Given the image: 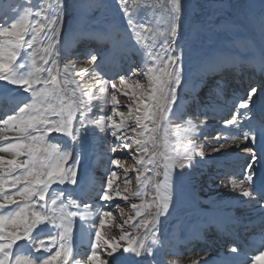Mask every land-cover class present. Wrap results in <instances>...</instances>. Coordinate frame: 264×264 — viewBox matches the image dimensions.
<instances>
[{"label":"snow or ice","instance_id":"snow-or-ice-1","mask_svg":"<svg viewBox=\"0 0 264 264\" xmlns=\"http://www.w3.org/2000/svg\"><path fill=\"white\" fill-rule=\"evenodd\" d=\"M184 3L185 0H131V3L129 0H117L131 30V38L135 39L144 54L146 70L133 75H143L149 80V88L139 92V99L134 101L135 107L132 104L127 106V116L118 111L119 89L111 81L99 78V95L95 96L90 89L83 91L70 87L78 83L73 77L84 75L89 72L88 68L73 73L69 71L72 61L64 63L62 70L59 68L57 49L61 42L64 0L42 3L36 10L10 7L8 11L11 15L5 14L11 23L10 26L0 25V81L18 86L29 95L22 97L13 114L0 120V141L4 142L0 152L11 155V158L0 155V264H122L119 255L123 253H133L137 257L153 255L154 246L161 243L158 238L161 217L169 213L173 201V173L177 168H186L188 165L183 161H191L197 150L191 137L197 135L198 130L191 120L187 121L188 127L177 129L180 133L179 147L170 145L165 139L162 149L158 150L160 145L155 135L160 127L168 124L170 114L175 115L173 106L178 99L177 89L182 85L184 53L178 48V42L182 38ZM139 9L147 11L138 20L135 12ZM148 12L156 19L152 27L149 23L153 16ZM178 50L180 54L176 55ZM38 53H41L39 62ZM96 60V56L91 57V61ZM260 61L264 67V51L260 53ZM119 80L120 84L133 87L125 76H120ZM109 84L112 87L110 94ZM135 87L142 88L139 80L135 81ZM256 93L257 88H251L247 98L239 102L237 112L241 109L248 111ZM124 95L131 98L137 93L126 92ZM96 99L103 100L105 105L110 104L112 115L90 119L92 101ZM114 116L120 118L119 122ZM129 121L134 125L130 128L134 133L132 137L126 135ZM89 123L101 126V131L110 130L118 140L131 139L135 151L140 154L137 161L140 168L136 176L139 188L131 196L140 199V203L133 204L132 208L136 209V217L142 218L135 225L137 231L134 234L124 232L119 240L102 239L101 236L104 218L111 216V212L100 214L98 226L91 222L90 206H81L82 199L90 198L89 193L81 192L78 198H73L72 193L66 195L64 191L53 190L50 193L53 185L77 184V169L74 164H68L72 151L50 142L51 134H62L77 141ZM239 123L240 118L233 114L231 119L224 120L223 126L228 128ZM6 130L16 135H4ZM258 135L264 138V124L258 132L251 128L245 131L243 142L255 146ZM223 139L235 142L239 138L224 136ZM227 146L220 144L213 151L219 152ZM123 147L127 149L130 145L123 143ZM246 150L247 173L239 183L233 184V190H238L242 197L251 198L253 169L258 156L252 148ZM199 155L203 156V153ZM259 158L264 159V154ZM111 163L120 165L119 160H112ZM116 175L113 171L108 177L101 200L108 202L114 196H121L119 190L112 191ZM150 193L152 199L146 201L144 196ZM261 196L264 198V190ZM122 198L128 200L129 196L123 195ZM77 218L81 222L82 235L95 234L86 260L73 259L72 238ZM261 225L264 231V220ZM255 243L257 247L264 248V236ZM102 247L109 259L101 258ZM231 251L237 254L231 264H244L237 249L232 248ZM259 256H264V251ZM259 256L252 257L253 262ZM192 264H208V261L201 259Z\"/></svg>","mask_w":264,"mask_h":264},{"label":"rangeland","instance_id":"rangeland-1","mask_svg":"<svg viewBox=\"0 0 264 264\" xmlns=\"http://www.w3.org/2000/svg\"><path fill=\"white\" fill-rule=\"evenodd\" d=\"M17 1L18 0H0V25L10 26L11 20L7 19L5 15L6 13L8 16L11 15L8 11L10 7H31L33 10H36L42 3L46 4L47 2H51V0H38V5L35 6L36 0H30V2L26 0V2L24 1L21 5H18ZM68 1L69 0H64L65 7L62 19L65 18ZM129 3H131V0H129ZM184 9L187 20L185 21L184 32L178 46L184 53L182 85L177 89L178 99L173 106L175 115L172 116L170 114L168 124L160 127L155 134L157 142L160 145L158 150L162 149L161 142H165V139H167L170 145L175 147L180 146V133L177 129L179 128L182 130L187 126L184 124L180 126V124L173 122V120L177 118L179 100L185 95V89L189 87L191 79L194 78L195 70L201 68L205 60L208 59L207 57L220 51L219 49L215 50L216 48L226 44H223L224 41L229 43L233 42L235 44L236 42L234 40L237 39L234 37L236 36L249 38L251 35L256 37L258 34H261L262 44L264 46V0H185ZM140 11L141 12L137 10L135 12V16L138 20L145 16L147 10L140 9ZM93 14H96L95 18L92 17ZM147 14L153 16V19L149 23V27H152L156 24L155 16L151 12ZM70 15L71 19L74 15V23L79 25V28L77 27L76 30L71 27V30H74L73 33H77V41H81L78 45L82 44L83 41L87 39L91 41L102 40L104 41L102 55L107 54V57L99 63H93L83 53L76 56L75 53L77 49H71L69 44H65V51L63 48L65 57H62L60 50V56L62 58H57L59 59V68L62 70L64 63L68 61H72L69 71L73 73H77L78 71L81 72L83 69L88 68L89 72L82 76L76 75L73 77L78 83L70 87H77L80 90L84 89L83 91L90 89L95 96L99 95L100 86L97 83L99 78L111 81V84H115L117 89H119L117 93V100L119 102L118 111L124 112L127 116L129 111L127 106L132 104L133 107H135L134 101L139 99V92L149 88V80L143 75H133L142 69L146 70L144 54L140 46L136 44L135 39L131 38V30L128 28L127 20L118 7L117 0H78L74 4ZM32 19H35V17H32ZM83 21L84 23H82ZM69 25L70 22L68 26L65 27V30L67 29L69 31ZM69 35L72 36L70 31ZM258 36L259 39H261L260 35ZM240 39L237 41L242 42V44H247L245 40ZM258 41V39L256 40L253 38L252 45L249 44V47L257 49V52L260 54L261 50L256 44ZM125 43L127 46H125ZM40 46H42V44ZM179 54L180 52L178 50L176 55ZM71 56L73 59H75L76 56V60H79V62L82 61V63L78 64L76 61L71 60ZM74 62H76L75 66L73 65ZM118 67L119 69H117ZM115 69L122 72L114 76L113 71ZM120 76H125L129 84L133 85V87L128 88L120 84ZM84 80L87 82L85 87L83 85ZM136 80H139L142 88L137 89L135 87ZM111 84L108 85L109 94L112 91ZM126 92L129 94L136 92L137 96L130 98V96L124 95ZM200 92L197 95H199ZM28 95L27 93V96ZM228 95L231 94L228 92ZM185 99L186 97L182 100V104L185 103ZM211 100H203V102L205 101L204 106ZM195 102L194 100L191 105L182 106H185L184 109L186 108L189 111L192 110L191 112L193 115L194 108H198L195 106H199ZM92 104L93 111L89 114L90 119H99L101 116L107 118V116L112 115L111 105H105L103 100H93ZM260 109L264 111V85L260 86L253 97V101L249 105L251 115L244 116L241 112L240 115L244 120H248L249 117L259 118L260 114H262L258 112ZM236 111L237 108L234 109V112ZM201 114L202 116H206V114ZM3 117L4 116H0V120L4 119ZM193 117L195 116L193 115ZM113 118L118 122L120 120L118 116H114ZM205 119H207V116ZM196 120L202 121L200 117ZM132 126H134L133 122L129 121V130L126 132V135L129 137L134 135V133L130 131ZM100 127L101 126L89 123L86 131L81 133L77 141H72L70 137L62 134L53 133L50 136V142L58 143L62 148H68L72 153H75L73 164L77 169V184H69L68 193H72L73 198L78 197V192L85 186L80 173L85 170L86 180H88L87 193L90 194V198L82 199L81 206H83V204H88L90 206L92 214L91 222L94 221L93 223L97 226L99 225L100 214L105 211L111 212V216L104 218L105 224L101 229V236L102 239L115 238L119 240L124 232L134 234L137 231L135 225L138 224L142 218L136 217V209L132 208L133 204L138 205L140 203V199L131 196V193L139 188L136 176L137 169L140 168V165L137 163L140 154L135 151V144L131 139L126 141L118 140L111 135L110 130L101 131ZM137 131H139V129ZM6 132L10 133L12 137H14V134L16 135V133L12 131L6 130ZM216 136L217 135L209 132L200 140L205 141L203 144L196 141V154L193 155L191 161H183L188 166L184 169L177 168L173 173V201L169 213L161 217L160 220L158 238L161 243L153 248V256L161 254L171 264H192L189 259L195 254H201L203 251V253L206 252V254L215 253L214 251L211 253L210 249V247H212L211 239L217 237V232L214 234L212 231L216 230L213 227V218L203 215L200 210H208L209 208H214L219 205L222 198L219 200L217 197H222L225 193L229 194L232 179H244V174L240 173L241 165L237 164L239 162L235 160L229 162L222 158L216 151H213V149L219 148L221 143L218 141L219 139H207L210 137L216 138ZM184 142L186 143V141ZM123 143H129L130 147L125 149ZM247 148H252L253 151H256L255 146L250 144L248 147H242L238 152L246 154L248 153L246 150ZM113 149H115V151H113ZM200 152L203 153V156L199 155ZM112 160H119L120 165H113L111 163ZM243 166L242 164V167ZM243 168L246 174V166ZM236 169L239 170L238 176H236ZM91 170L92 174L90 172ZM160 170L162 171V168ZM113 171H115L117 175L113 178L112 191L119 190L121 196H114L111 201L105 202L100 199V196L103 195V191L107 188L108 177ZM89 174H91V178H87ZM145 175H151V173H146ZM125 180L128 181L127 184H125ZM125 189H127V191H125ZM110 194H112V192H110ZM123 195H128L129 199L124 200L122 198ZM228 198L231 197L227 195L225 199ZM144 199L146 201L151 200L152 194L145 195ZM262 205L263 204H261V206ZM235 210L238 212L241 211L242 213L246 209L238 206ZM152 211H155V209H152ZM132 217H135V219H130ZM75 223L78 225V230L81 231V222L75 221ZM229 225L230 224L226 226L229 227ZM185 228L191 229V231L195 233L202 234V236L206 237L211 243L205 245L204 248L197 239L194 242L186 244L181 236V231ZM252 228L254 227H251V229ZM256 228L257 226L254 228V231L258 230ZM251 229L248 232H243V230L242 232L248 236L247 234L251 235L254 233ZM74 230L75 229H73V231ZM238 235V238L242 239L240 234ZM39 238L43 237L40 236ZM94 238V232L89 235H84V241H86L88 245L86 247L90 249L87 254L91 251V242ZM243 238L246 239L244 236ZM214 242L215 244L213 245H216L217 248L219 242L218 240L217 242L214 240ZM244 243L249 245L250 240L246 239ZM232 247L233 246L229 244V248H227L230 250ZM83 250H85V248L82 247V251ZM100 255L102 259H109L105 255L103 247L101 248ZM86 257L87 255L84 256V259H86ZM141 257L142 256L137 257L133 253H123L119 255L122 264H145Z\"/></svg>","mask_w":264,"mask_h":264},{"label":"bare ground","instance_id":"bare-ground-1","mask_svg":"<svg viewBox=\"0 0 264 264\" xmlns=\"http://www.w3.org/2000/svg\"><path fill=\"white\" fill-rule=\"evenodd\" d=\"M22 0H18L17 3L20 4ZM73 2L74 0H69L67 3V8L65 12V18L62 19V25L60 29V35H61V42L60 45L57 49L59 52V57L60 56V50L62 49V41L65 42H71L74 45L77 44V42L72 38L71 35H69V31L65 27L68 26V23L71 21L70 18V12L73 7ZM186 13L185 9L183 10V15L181 19V33L183 35V30H184V24L186 21ZM259 37V36H258ZM182 39V38H181ZM178 42V46L180 44V41ZM226 44L223 45V50L225 52H230L233 55L236 53L240 54H245L249 55V53L256 54L254 51H251L249 48L243 46V45H238L234 46L228 42H225ZM43 47V44L42 46ZM262 51L264 49L262 48ZM41 53L37 54V61L39 62ZM75 61V60H74ZM76 62L73 63L75 66ZM80 73V72H78ZM207 71H200L196 75V81L192 82V85L197 88L195 91L196 94L200 92L202 88L206 86V83H203V78L206 77ZM46 75V74H45ZM84 87L87 85V82L84 80L83 82ZM228 92H230L227 89L226 94L222 92L221 89H217V91L214 92V99H212L210 102H208L205 106H201V111L200 113L206 114L207 119L205 120H196L194 117H192V110H186L187 118L191 117V123L196 126V129L198 130V134L192 136L191 138L195 141L196 139H200L202 137V132L207 131L208 129H212V126L215 124H219V131H220V138L219 142L221 144H226L228 145L224 149H221L219 152H217L222 158L226 159L227 161H236V162H241L245 167L248 161V153H239L240 149L242 147H247L249 144H246L243 142V133L245 131L250 130H256L257 132L259 131V126L261 123L257 122L255 118L250 117L251 122H249L247 125H245L244 121L241 117L240 118V123L236 126H229L228 128H224L223 123L224 120L228 119L225 117V115L228 113V109L231 107V103L234 100H238L240 102L242 99H246L245 97L240 96L237 94V92H233L232 95H228ZM192 94L188 92L189 96L186 97L185 99V104L186 102H190L189 104L196 101V104L200 105V102L196 100V94ZM201 93V92H200ZM27 93H23V90L20 89L18 86L10 85L7 82L0 81V106H5L6 101H10L13 103V106L19 103V101L22 99L23 96H26ZM217 95H220L221 98L217 97ZM237 96V98L235 97ZM206 100V99H205ZM183 102V103H184ZM203 102V100H201ZM195 104V105H196ZM205 104V103H204ZM185 107V106H182ZM198 107V106H196ZM186 109V108H185ZM191 109V108H190ZM194 112V111H193ZM199 113V114H200ZM202 115V114H201ZM251 113L249 111L245 112V116H250ZM189 121V120H187ZM187 121L176 118L174 120L175 123H180L182 122L183 124L189 126L187 124ZM201 121V122H200ZM5 135L12 137L10 133H7L6 131L4 132ZM15 136V134H14ZM224 136H235L238 137L235 142L232 140H225L223 139ZM260 136H257V142L255 145L258 146V150H260L258 156L261 157L262 154H264V144L260 142L259 140ZM3 141H0V146L3 145ZM239 144L240 146L237 147L236 145ZM220 146V145H219ZM0 155L5 156L6 158H11V155L8 153H3L0 152ZM258 157L257 163L254 165V180H253V196L251 198L249 197H242L240 195V192L238 190H233V184L234 183H239V179H232L231 184H230V190L229 194L225 193V195H222V197H217V199L222 201L220 202L219 205L215 206L214 208H209L208 210H200V212L208 217L213 218V225L216 224V230H222V236L224 238H228V236H231L233 231L231 228L227 227L226 225L230 224L234 227V233L237 231H242L245 230L249 231L251 227H256L260 226L262 220H264V205H258V200L259 198H262L261 192L264 190V184L262 183V179L264 178V159H260ZM227 165V164H226ZM240 170V173L244 172V168ZM83 170V169H82ZM238 169H236V173L238 176ZM245 186H247V182L245 183ZM57 192L59 191H64L62 188H57ZM230 196L231 198L225 199V197ZM241 207L243 209H246L241 213V211H236V207ZM244 234V233H243ZM81 232L77 231L76 229L73 231V238H72V246H73V252H74V260H82L79 259V256H83L84 253L86 254V249L82 251V243L80 242L81 240ZM181 236L184 239V241H192L194 239H199V240H204L208 241L206 237H203L202 234L200 233H195L191 231V229H184L181 231ZM261 236H264V232L259 231V233L252 235L249 240L250 243L249 245H246L242 239L241 242H239V247H234L237 249V252L239 254V257L243 259L244 264H264V256H259V253L261 251H264V248H259L256 245V241L260 239ZM43 237V236H42ZM212 241L216 240L214 237L211 239ZM232 249L228 250L225 248L224 250L220 252H215L213 254H206V253H201V254H195L193 257H191L190 262L192 263L193 261H198L201 259H207L208 264H231L232 261H234L237 258V254L233 253L231 251ZM247 250V252H246ZM259 256V259L255 260L253 262L252 257ZM144 258V263L145 264H170L169 262L164 261L165 259L163 258L162 255L154 257L148 256L146 254L143 255Z\"/></svg>","mask_w":264,"mask_h":264}]
</instances>
